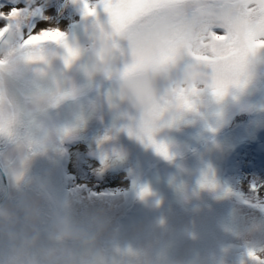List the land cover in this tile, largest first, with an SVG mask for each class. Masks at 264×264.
<instances>
[{
    "label": "clouds",
    "instance_id": "1",
    "mask_svg": "<svg viewBox=\"0 0 264 264\" xmlns=\"http://www.w3.org/2000/svg\"><path fill=\"white\" fill-rule=\"evenodd\" d=\"M94 13L86 14L84 41L75 56L50 53L58 44L35 33L0 29V171L21 184L38 156L55 155L64 140L79 130L74 125L49 127L42 117L66 101L88 102L89 113L108 121L107 134L97 151L102 166L118 163L116 141L123 134L145 149L171 147L182 127L214 114L220 102L236 94L250 79L264 47H254L244 68L225 76L224 37L235 30L230 21L243 14L241 0H77ZM119 7L117 21L104 7ZM58 30V29H57ZM59 31V30H58ZM60 59L63 67L55 69ZM75 65L80 80L69 75ZM23 77L21 91L8 87ZM229 82L223 94L214 86ZM88 113L85 114V117ZM115 149V151H114ZM158 153V152H157ZM256 189L230 195L264 204V182ZM75 188L61 199L41 180L34 194L21 193L13 206L0 207V264H130L127 253L105 251L101 241L110 230L102 206L89 210L84 220L72 207ZM251 264H264V244L253 250Z\"/></svg>",
    "mask_w": 264,
    "mask_h": 264
},
{
    "label": "rangeland",
    "instance_id": "2",
    "mask_svg": "<svg viewBox=\"0 0 264 264\" xmlns=\"http://www.w3.org/2000/svg\"><path fill=\"white\" fill-rule=\"evenodd\" d=\"M16 4L39 8L40 14L28 27L36 28L41 22L43 26L37 30L58 29L62 33L58 44L49 46L50 53L66 55L68 49L74 50L76 43L84 41L87 21L77 0H0L4 11ZM53 66L59 70L63 64L56 59ZM69 75L80 80L75 65ZM14 81L15 86L10 83L7 89L13 96L21 91L23 77L17 75ZM241 110L255 114L251 122L236 124V117L242 116L237 112ZM42 119L49 127L74 125L77 120L82 123L55 155L38 156L21 184H14L0 171V207L13 206L21 193L34 194L41 180H48L52 194L61 199L69 188H75L72 207L67 211L84 220L90 209L102 206L110 219V230L101 247L129 254L130 264H251L248 253L264 244V209L224 194L221 185V172L234 161L233 155L264 136V50L258 54L250 79L239 93L226 96L211 116L197 118L173 134L168 156H181L191 146L200 145L187 158L144 173V194L138 205L133 198L139 177L164 156L121 134L116 141L119 162L102 166L97 148L107 134L108 121L91 115L85 100L66 101ZM227 123L235 126L206 142L210 132ZM260 125L262 129L253 137L254 129ZM76 141L85 145L81 155L95 161L80 178L65 170L68 148ZM206 157L212 160L210 169ZM120 173L123 178L119 182ZM87 177L89 185L82 180ZM205 180L215 187H201ZM104 185L118 187L110 189Z\"/></svg>",
    "mask_w": 264,
    "mask_h": 264
},
{
    "label": "snow or ice",
    "instance_id": "3",
    "mask_svg": "<svg viewBox=\"0 0 264 264\" xmlns=\"http://www.w3.org/2000/svg\"><path fill=\"white\" fill-rule=\"evenodd\" d=\"M244 6L243 14L235 20L230 21L235 27V30L229 37H224L219 29H216L217 34L221 36V39L225 40L224 51L226 60L222 64V70L225 76L237 75L245 66L247 57L254 51V47H264V0H241ZM84 11L86 14L94 13V10H90L88 5L85 4ZM105 12H109L117 21H120L124 16V12L119 7L110 9L105 5ZM40 14V10L34 4H28L21 6L16 4L8 7L7 11L3 10V6H0V29H6L11 32L26 31L33 33L31 39H38L39 37L34 35L35 33H41L44 37H50L53 40H58L62 37V33L58 30L49 29H36L34 27H28L31 20ZM75 56V52L72 49L67 50V58L65 63H69ZM239 84V81L223 79L214 86V91L217 94H223L227 88L228 83ZM156 151L168 158L167 149L163 146H157ZM215 187V184L205 180L201 184V187ZM252 190L256 189V184L250 186ZM264 192V189H261ZM144 192L142 191L141 195ZM250 258L255 259L253 251L248 253Z\"/></svg>",
    "mask_w": 264,
    "mask_h": 264
},
{
    "label": "bare ground",
    "instance_id": "4",
    "mask_svg": "<svg viewBox=\"0 0 264 264\" xmlns=\"http://www.w3.org/2000/svg\"><path fill=\"white\" fill-rule=\"evenodd\" d=\"M40 26H43L41 22L37 23L36 28ZM251 121L252 119L249 122ZM203 122L204 121L202 120L201 124ZM234 126L235 125L233 124L229 126V123L221 127L219 126L220 127L219 130H214L208 134L209 136L207 138L209 139L206 142L213 140V138L217 137L218 135L223 136L225 131L231 129ZM261 129H262V125L255 128L253 131V137H256ZM214 144L215 142H213L211 145L214 146ZM199 145L200 144L191 146L190 150L185 151L182 155L177 154L181 156H177V157L168 156V158H163V159L159 158L158 159L159 161H156L155 169H158L159 167H161V165H166V164L170 165L178 160L187 158L191 154L190 152L193 149L196 150L199 147ZM84 146L85 145L82 144L81 141H76L68 148L69 153L65 163V170L75 175L77 178H80L83 171L90 170L95 164V161L93 159L88 157H83L81 155L82 154L81 152H83L84 150ZM207 158L208 157H206L207 168L210 169V164L212 160L211 158L209 159ZM233 160L234 161L229 162L226 165L225 169H223L221 172V185L224 194L230 195V193H232L233 191L237 193L247 192L252 184L257 182H264V136L260 135L258 138L254 139L251 143L247 144L245 149H241L240 152H236V154L233 155ZM118 177L120 179L119 180L120 182L123 178V175L120 173L118 174ZM144 179H145L144 174L139 177V180L141 181ZM82 180L87 185L91 184L90 183L91 181L88 177ZM118 186L121 187L122 185L118 184ZM118 186L104 185L103 187H107L111 189ZM244 201L249 202L248 200H244ZM251 204L256 207L264 209V204H261L260 202L251 203Z\"/></svg>",
    "mask_w": 264,
    "mask_h": 264
},
{
    "label": "trees",
    "instance_id": "5",
    "mask_svg": "<svg viewBox=\"0 0 264 264\" xmlns=\"http://www.w3.org/2000/svg\"><path fill=\"white\" fill-rule=\"evenodd\" d=\"M239 114L242 115V116L241 117H236V120H237L236 124H238L240 121L241 122L242 121H250L253 118L252 116L255 115V114H251L250 112H244V110L238 111L237 112V115H239ZM149 167H150V165H149ZM151 171H152V169H149V172H151ZM144 181L145 180H142V181L139 180V185L136 186V188H135V194L136 195L134 194L133 201L136 202V205L140 204V202L142 201V195H141V193H142V188H143ZM140 188H141V190H140ZM122 216H123L122 218H125L126 217L125 213L122 214Z\"/></svg>",
    "mask_w": 264,
    "mask_h": 264
},
{
    "label": "flooded vegetation",
    "instance_id": "6",
    "mask_svg": "<svg viewBox=\"0 0 264 264\" xmlns=\"http://www.w3.org/2000/svg\"><path fill=\"white\" fill-rule=\"evenodd\" d=\"M7 196V194H5V197Z\"/></svg>",
    "mask_w": 264,
    "mask_h": 264
}]
</instances>
